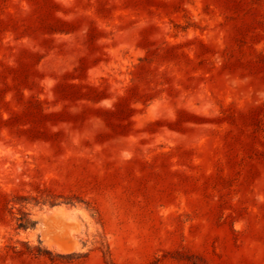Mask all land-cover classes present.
Returning <instances> with one entry per match:
<instances>
[{"label": "rangeland", "instance_id": "obj_1", "mask_svg": "<svg viewBox=\"0 0 264 264\" xmlns=\"http://www.w3.org/2000/svg\"><path fill=\"white\" fill-rule=\"evenodd\" d=\"M0 264H264V0H0Z\"/></svg>", "mask_w": 264, "mask_h": 264}]
</instances>
